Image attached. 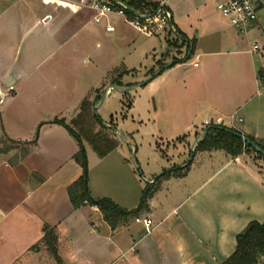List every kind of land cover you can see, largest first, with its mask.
I'll use <instances>...</instances> for the list:
<instances>
[{"label":"crops","instance_id":"0c3cea01","mask_svg":"<svg viewBox=\"0 0 264 264\" xmlns=\"http://www.w3.org/2000/svg\"><path fill=\"white\" fill-rule=\"evenodd\" d=\"M51 1L54 2L0 0V93L6 94L12 81L16 88L15 75L19 78L25 74L17 63V54L6 64L3 43L12 32L10 29L24 30L21 41L33 37L29 61L35 72L42 64L33 59L40 49L65 50L33 81L37 91L61 93L62 102V93H69L58 68L63 65L71 41L79 40L75 31L95 22L94 14L70 6L68 0ZM214 1L146 0L164 4L171 11L173 23L184 37L183 44L191 45L192 54L188 61L170 65L163 62L165 68L145 84L131 105L136 116L133 121L140 129L146 128L153 140L172 143L169 151L180 154L179 158L187 147L181 154L179 148L184 145L178 141L193 137L196 142L212 124L234 128L264 147V53H253L249 40V35L261 29V17L248 33L241 34L230 22L218 17ZM142 7L139 11H153L144 4ZM117 24V28L111 24L115 32L119 30L117 39L126 38L127 27ZM41 35L45 36L43 40ZM80 40L85 43L89 39ZM164 40L163 48L167 44ZM131 43L128 54H113L109 59H142L158 53L154 43L137 44L136 39ZM97 47L102 44L98 42ZM185 47L181 46L180 56L175 55L170 61L183 60ZM76 50L80 47L76 46ZM168 56L163 54L160 58ZM119 63L111 65L103 80L99 76L90 81L77 101L85 97L94 101L95 93L119 68ZM125 83L120 89H127ZM112 86H107V94L113 92ZM78 90L79 87L75 91ZM43 109L51 111L48 107ZM64 113L57 108L46 112V116L36 111L25 124L7 128L10 139L18 144L0 153V264H223L235 252L238 234L253 221L264 223V164L245 154L233 157L226 151L213 150L205 153L215 155L220 151L224 157L210 176L208 173L196 182L190 179V173L166 177L137 217L113 229L98 207L85 205L77 209L71 201L69 188L80 179L83 169L75 160L79 152L77 140L66 127L53 123L55 119L65 120ZM38 131L37 144L27 146L25 143L34 141ZM22 144L28 153L17 157ZM128 144L134 146L132 141ZM95 163L98 171L90 168L89 174L92 196L111 199L128 211L137 209L145 188L126 157L124 145L116 143L109 153L98 155ZM188 165L184 159L180 166L173 165L169 170ZM175 182L183 194L173 190L165 203L160 196L163 188ZM137 218L151 219L154 224L150 231ZM46 226L56 230L60 262L43 243Z\"/></svg>","mask_w":264,"mask_h":264},{"label":"rangeland","instance_id":"374dc122","mask_svg":"<svg viewBox=\"0 0 264 264\" xmlns=\"http://www.w3.org/2000/svg\"><path fill=\"white\" fill-rule=\"evenodd\" d=\"M48 1L54 2L51 0ZM214 2L217 7L218 1L215 0ZM217 15L222 21L229 23V20L218 9ZM111 16H115L113 21L110 20ZM89 17L91 18L92 16L90 15ZM260 17L261 29L249 35V40L252 44L258 41L261 46V53H264V10L261 12ZM106 21L105 19L102 23L91 22L85 28L75 31L76 37H78L79 40L74 39L71 41L69 52L64 55L66 57L64 58L63 65L58 68L60 69L59 74L62 75L67 82V88L70 89L69 93H62V98L65 100H63V102L61 96H59L61 93L37 91L36 82L33 80L38 78V74L45 72L50 64H53V62L56 63L65 53V50L53 49V51H51L52 47L40 49L37 52L38 54L35 53L33 57V59H38L42 62L39 70L35 72L31 70L32 65L29 61L32 51L30 38L33 37L29 38L27 36L21 41L24 30L20 29L19 31L18 29H10L12 32L6 35V40H4L3 43L7 53L5 61L6 64H10L11 60L15 58V54H17V63L21 69L25 70V74H21L22 77L19 78L15 75L14 80L18 82L16 88L11 86L6 94L0 93V149L8 150L16 146L7 133L8 126L15 125L16 123L25 124L36 111H40L45 115L46 112L51 113L57 108L59 110L63 109L65 112V120H63L74 130L83 142L88 158L89 174L90 168L96 172L98 171V165L95 163V159L101 152L107 151L111 143L115 142L117 138L115 143L124 145L126 148V157L129 163L135 167V175L140 177L143 184L142 186L145 189L151 188V194H153L157 190V187L167 179L166 177H162V174L168 171L173 165L180 166L184 159L188 160L190 166L184 170L182 177L190 173V179L196 182L200 181L208 173L210 176L222 161L224 154L223 152L217 151L215 155H212L208 152L205 153L204 150H196L206 130H203L202 134L200 133L198 136L199 140L195 147L194 144L196 139L193 137L189 141H186L185 138L178 141L179 145L183 144L185 146H180L179 149L182 151L181 154H183V148L187 147L186 153L182 155V158H179L180 154L173 155L171 154L172 150L169 151V149L173 147L172 143L160 139L153 140L147 134L146 128L140 129L133 121V118H136V116L135 112L131 109V105L137 99V94L142 93L141 89L146 86L139 87L138 85L149 81L156 72L165 68L164 61H167L166 64H172L174 61L170 60H172V57L175 55L180 56L178 51L184 44L186 46L184 50V55L186 57L189 48L188 44H183V38L177 29L175 32L170 31V29L164 30L158 36L147 38V36H144L129 24L125 17L112 14L109 16L110 24L115 25L117 28V23H122L128 29L126 38L117 39L119 30L117 32H115V30L112 32L107 31L105 27ZM14 30H17L16 33L13 32ZM81 37H85L89 40H86L84 43L80 40ZM40 38L43 40L45 36L41 35ZM158 38L160 40L159 42L156 41ZM164 38H166L167 41L165 48H163L165 42ZM132 39H136L137 44L145 43V45L149 46L154 43L159 57L157 58V54H153L149 55L148 58L143 57L142 59H109L113 54L117 56L128 54L133 46L131 43ZM20 42L21 44L19 45ZM98 42L102 44L101 48L97 47ZM76 46H79L80 50L77 51ZM100 50L102 51L101 56L99 55ZM51 52H54L52 56L45 59ZM163 54L165 56L170 55L168 58L161 60L160 57H162ZM155 59L157 63L153 66L152 64ZM115 61L120 62L119 68L108 77L105 84L103 83L101 85L99 91L95 93L97 96L95 100L93 101L92 99L94 98L91 97H85L83 100L77 101L83 94L82 91L85 89V86H87L90 81L93 82L98 80L99 76H101L103 80ZM51 80L55 82L54 80H56V78ZM112 82L116 83L113 85L115 87L112 89L113 92L105 94L107 86L112 85ZM123 82H126L125 84L127 85H133L127 87V89L131 88L129 91L126 92L125 90L127 89H120V83L123 84ZM78 87L80 90L76 92L75 90L78 89ZM11 89H15L16 92L11 91ZM17 92L18 94L16 95ZM3 94H5V96H3ZM96 100L98 106L95 105ZM86 101H89L90 104H86ZM44 107H48L51 111L44 112ZM132 137H134V139ZM130 141L133 142L134 146L128 144ZM136 148H139L138 152ZM194 148L195 150H193ZM18 149L19 152L17 157L24 154L26 146L22 144ZM244 154L252 156L260 160V163L264 164V159L252 149H248V152H244ZM211 156L213 157L211 158ZM12 159L15 160V157ZM262 169L264 171V166ZM179 174L181 173L179 172ZM157 179L158 183L154 185L153 183H155ZM178 185L179 184L175 182V184H167V186L163 188L164 192H162L160 196L165 203L170 199L173 190L181 191L183 194V189ZM167 189H169V192H165L168 191ZM152 196L153 195H151L150 198ZM214 219L218 221L219 217L215 215ZM259 264H264V255L261 256Z\"/></svg>","mask_w":264,"mask_h":264},{"label":"trees","instance_id":"16d2710c","mask_svg":"<svg viewBox=\"0 0 264 264\" xmlns=\"http://www.w3.org/2000/svg\"><path fill=\"white\" fill-rule=\"evenodd\" d=\"M126 2L130 7L135 10L143 8V4L149 7L151 10L157 9L160 4L158 3H146V0H121ZM181 37H183L181 35ZM184 38V37H183ZM191 49V50H190ZM192 47L189 45L188 54L183 60H176L174 64H177L181 61H188L191 58ZM163 70V68H162ZM115 82H112V85H115ZM122 86V83H120ZM127 87L133 85H126ZM90 104L89 101H86V104ZM94 104V103H93ZM53 123L63 125L70 132V134L77 140L79 144V152L75 156V160L81 165L83 169V174L80 179L75 182L69 188V194L71 201L75 208H81L85 205H91L98 207L104 215L105 220L111 225L113 229H117L122 223L129 221L133 217H137L143 208L147 205L148 200L151 194V188L144 190L143 198L140 206L132 211L125 210L116 204L113 200L104 198V199H95L90 191L89 187V167H88V158L86 149L83 145L81 138L72 130L64 120L55 119ZM209 131L205 137L198 143L196 150L204 151H213V150H223L226 151L229 155L233 157H238L248 152V149H252L255 153L257 152L250 144L246 143L239 134H242L240 131L226 127L221 124H212L209 127ZM39 131L36 134L34 141L25 143L27 146L35 145L38 142ZM253 142L260 145L263 149L264 147L256 142L253 138H250ZM14 144H18L13 142ZM116 146V143H111V146L107 151L101 152L100 155L104 156L113 150ZM8 150H1L0 153L8 152ZM25 154L28 153V148L24 151ZM258 153V152H257ZM258 155L264 159V156L258 153ZM188 166L184 168H175L168 171H165L162 177H170L172 175L182 176L184 170L189 168ZM179 172L181 174H179ZM158 181V179H157ZM45 236L43 238L44 245L48 250L56 257L57 261H61L58 250L57 242L58 236L56 230L46 226ZM264 255V223L257 221L251 222L247 228L238 234L237 236V248L235 252L223 263V264H259L261 256Z\"/></svg>","mask_w":264,"mask_h":264},{"label":"built area","instance_id":"2783aa9c","mask_svg":"<svg viewBox=\"0 0 264 264\" xmlns=\"http://www.w3.org/2000/svg\"><path fill=\"white\" fill-rule=\"evenodd\" d=\"M217 1V9L241 34L248 33L251 28L257 25L260 20V14L264 10V0ZM67 2L78 10L91 11L94 14L96 23H102L105 19L108 21L109 16L112 14L123 16L129 24L147 37H154L168 29L173 32L176 31L172 13L164 4H160L157 9L151 12H143L133 9L121 0H68ZM114 30L115 28L109 23L107 31L112 32ZM260 51V45L253 43L252 52L258 54ZM195 66H199V64L196 63ZM137 221L142 222L148 231L154 224L148 218H137Z\"/></svg>","mask_w":264,"mask_h":264},{"label":"water","instance_id":"95a60500","mask_svg":"<svg viewBox=\"0 0 264 264\" xmlns=\"http://www.w3.org/2000/svg\"><path fill=\"white\" fill-rule=\"evenodd\" d=\"M160 72H161V70H159L158 72H156L155 75H154L150 80H152L153 78H156V77L160 74ZM150 80H149V81H150ZM13 82H14V81H12L10 84H8V87H11ZM147 82H148V81H147ZM147 82H143V83L139 84L138 86H139V87H142V86H144L145 84H147ZM114 88H115L114 86L111 87V89H114ZM130 89H131V88H129L128 90H130ZM109 90H110V88L106 90V93H105V94H107V92H108ZM121 92H124V91H121ZM3 96H5V94H3ZM104 96H105V95H104ZM208 131H209V128H208V129L206 130V132L202 135V137H205V136L207 135ZM239 136H240V137H241L246 143L250 144V145H251V146H252V147H253L258 153H260L261 155L264 156V149H263L260 145H258L257 143L253 142L249 137L244 136L243 134H239ZM198 140H199V139H197V141L195 142L194 147L197 145ZM193 150H195V148H194Z\"/></svg>","mask_w":264,"mask_h":264}]
</instances>
